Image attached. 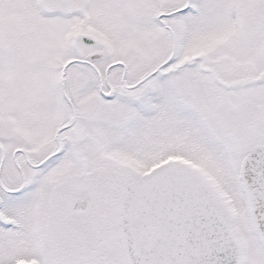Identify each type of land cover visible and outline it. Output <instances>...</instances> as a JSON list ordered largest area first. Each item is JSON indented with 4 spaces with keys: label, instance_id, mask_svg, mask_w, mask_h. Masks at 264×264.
<instances>
[{
    "label": "snow or ice",
    "instance_id": "snow-or-ice-1",
    "mask_svg": "<svg viewBox=\"0 0 264 264\" xmlns=\"http://www.w3.org/2000/svg\"><path fill=\"white\" fill-rule=\"evenodd\" d=\"M0 264H264V0H0Z\"/></svg>",
    "mask_w": 264,
    "mask_h": 264
}]
</instances>
